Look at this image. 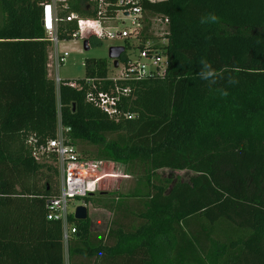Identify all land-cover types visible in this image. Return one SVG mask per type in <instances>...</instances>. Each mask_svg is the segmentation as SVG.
I'll list each match as a JSON object with an SVG mask.
<instances>
[{
	"label": "trees",
	"instance_id": "16d2710c",
	"mask_svg": "<svg viewBox=\"0 0 264 264\" xmlns=\"http://www.w3.org/2000/svg\"><path fill=\"white\" fill-rule=\"evenodd\" d=\"M134 1L141 23L143 16L166 21L164 45L136 48L164 56L167 67L162 76L118 82L130 93L111 119L87 102L93 89L84 84L92 79L110 93L107 60H85L83 80L56 88L41 7L0 0V264H64V253L68 264H264V0ZM105 3L112 21L121 9L117 0ZM67 6L62 16H96L89 0ZM75 31V23H62L58 38L69 41ZM142 39L153 40L146 32ZM202 61L214 82L201 79ZM58 123L72 146L102 145L98 161L145 167V183L131 196L147 201L143 225L121 233L115 247L91 244L89 218L72 215L76 232L64 246L61 224L47 219L59 191L50 175L56 160L42 159L54 169L39 164L26 141L53 139ZM163 169L196 176L168 190L166 181L150 180ZM100 202L94 206L111 211L112 203Z\"/></svg>",
	"mask_w": 264,
	"mask_h": 264
},
{
	"label": "built area",
	"instance_id": "2783aa9c",
	"mask_svg": "<svg viewBox=\"0 0 264 264\" xmlns=\"http://www.w3.org/2000/svg\"><path fill=\"white\" fill-rule=\"evenodd\" d=\"M36 2L41 7V26L46 34V40L50 45L48 52V72L49 77L58 88L61 82L58 77V69L68 57V53L58 54V28L62 23H75L76 31L72 38H93L96 40L124 41L132 34H138L141 28V12L134 0H117L116 6L120 8L111 21L105 17L107 3L105 0H89V3L96 6V16L93 19L79 18L76 14L62 13L67 11L68 0H29ZM121 14L128 20V28L119 29L117 27V16ZM166 23V21H164ZM112 24V25H110ZM124 26V23H122ZM125 59L118 65L115 71H119V76L109 77L107 80L113 83L110 93L97 91L92 79H85L84 84L91 86L93 92L87 94V102L91 103L100 112L109 118H118L121 113L118 110L121 98L128 96L130 90L119 88L118 82H135L152 76H162L167 67V60L164 56L155 51H141L131 59L126 55ZM129 117L128 115H124ZM64 130L58 123L56 135L53 139L44 143H37L34 137H29L26 145L30 148L32 158L39 162L48 155H53L56 160L58 173L60 175V187L56 197L48 201L47 219L56 221L62 227V241L66 246L70 237L75 234V228L68 223V205L72 200L84 199L93 196L98 187L99 178H95V173L103 161H89L78 156L74 146L66 140Z\"/></svg>",
	"mask_w": 264,
	"mask_h": 264
},
{
	"label": "rangeland",
	"instance_id": "374dc122",
	"mask_svg": "<svg viewBox=\"0 0 264 264\" xmlns=\"http://www.w3.org/2000/svg\"><path fill=\"white\" fill-rule=\"evenodd\" d=\"M117 19L118 22L116 25L119 29H122L124 27L128 28V20L125 19L121 14H118ZM122 23H124V26H122ZM165 31V24L164 22H162V20L158 19L157 17L150 18V16H143L141 29L138 31V34H132L128 39L124 41L92 39L88 44L87 51L83 48V42L87 41L90 38L85 39L81 37H76L69 41H60V43L58 44V54L61 56L63 52H66L68 53V57L65 59L64 63L59 67L58 77L60 81L63 82L83 80L86 76L83 64L84 61L88 59H106L108 63V78L119 76V71H115V69L112 67V61L109 60L107 57L109 48L120 46L125 47L127 45L128 48L126 49V55H130V58L134 59L139 53L138 49L136 48L138 44H143V47H158L164 45L165 41L163 40V37L165 35ZM144 32H146L149 36H152L153 40L146 39L148 41L145 42V39H142ZM48 76L52 77V74L48 72ZM75 148L79 157L94 162L100 160L104 153L102 145L95 146L85 142L78 143ZM38 163L51 166L53 169L56 168L53 161L41 160ZM98 168L99 169L96 171L94 177L99 178L100 180L98 182L97 191L92 196L93 198H91L93 202H89L85 205L82 203V199L72 200L68 205V212L70 215H72V217H74L75 209L80 205H84L88 213L91 210L90 215H92V218L94 219L95 216L92 213V208H96L94 206L96 205L95 202L102 200V202L100 203L110 204L118 199H130L131 196L134 194V191L139 188L140 185H143L144 180H146L144 165L138 164L136 161L133 162L130 166L103 162ZM50 175L53 179V186L58 190L60 187L59 173L51 172ZM194 176L196 175L187 171L179 172L163 169L156 171L154 174H151L150 180L155 184H160L161 181H166L169 190L173 185L177 183H189V180ZM115 184L119 186L120 193L116 194L118 198L111 197V195L109 194L112 188L115 187ZM212 238L214 240H219L220 243H228V238L222 235L215 234Z\"/></svg>",
	"mask_w": 264,
	"mask_h": 264
},
{
	"label": "crops",
	"instance_id": "0c3cea01",
	"mask_svg": "<svg viewBox=\"0 0 264 264\" xmlns=\"http://www.w3.org/2000/svg\"><path fill=\"white\" fill-rule=\"evenodd\" d=\"M115 187L109 194H119V186ZM147 201L125 199L116 200L112 203L111 211L103 208H92L94 219L90 212L87 217L90 220L89 233L90 243L93 245L101 241L102 245L115 247L121 233H130L139 229L144 222ZM64 264H68L66 253H64Z\"/></svg>",
	"mask_w": 264,
	"mask_h": 264
},
{
	"label": "water",
	"instance_id": "95a60500",
	"mask_svg": "<svg viewBox=\"0 0 264 264\" xmlns=\"http://www.w3.org/2000/svg\"><path fill=\"white\" fill-rule=\"evenodd\" d=\"M84 50H88L87 41L83 42ZM125 48L120 47H111L108 50V59L112 61V67L114 69L118 68L119 60L121 56L124 54ZM87 217V209L84 205H80L74 211V219L77 221H83Z\"/></svg>",
	"mask_w": 264,
	"mask_h": 264
},
{
	"label": "clouds",
	"instance_id": "9594fccd",
	"mask_svg": "<svg viewBox=\"0 0 264 264\" xmlns=\"http://www.w3.org/2000/svg\"><path fill=\"white\" fill-rule=\"evenodd\" d=\"M212 19H215V17L213 16ZM200 77L203 80H208L210 82H214L215 79V73L214 71L211 69L210 65L207 64L206 62L202 61V70L200 72ZM229 83H236L235 80H230ZM221 95H227L226 91H221Z\"/></svg>",
	"mask_w": 264,
	"mask_h": 264
}]
</instances>
